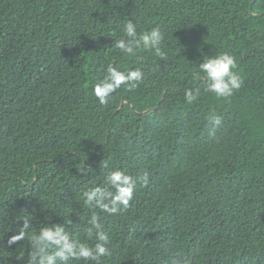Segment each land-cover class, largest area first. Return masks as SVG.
Segmentation results:
<instances>
[{"label":"trees","instance_id":"trees-1","mask_svg":"<svg viewBox=\"0 0 264 264\" xmlns=\"http://www.w3.org/2000/svg\"><path fill=\"white\" fill-rule=\"evenodd\" d=\"M129 19L160 29L165 58L114 47ZM222 52L242 80L226 99L197 67ZM109 63L144 78L102 106L92 88ZM121 168L147 174L129 206H85ZM93 212L102 264H264V0H0V264H27V239L8 247L25 218L83 239Z\"/></svg>","mask_w":264,"mask_h":264},{"label":"clouds","instance_id":"clouds-1","mask_svg":"<svg viewBox=\"0 0 264 264\" xmlns=\"http://www.w3.org/2000/svg\"><path fill=\"white\" fill-rule=\"evenodd\" d=\"M118 26L122 36L115 40L114 47L122 55L136 56L138 51H147L165 58L166 53L161 47L164 35L158 27L140 33L131 19ZM197 67L205 82L203 90L218 99L229 98L241 88V77L235 71L236 60L228 52L203 58ZM143 78L141 67L121 70L109 63L102 78L94 83L92 93L100 105H107L122 86L132 91ZM200 95L201 90L198 88L184 91V99L189 104ZM208 121L215 125L220 123L215 114H210ZM140 182L147 184V174L132 175L122 168L109 170L102 184H95L82 191L80 200L88 208L99 209L100 213L107 216H115L121 208L129 206ZM24 239L29 242L27 264H102V258L110 255V237L104 231L101 216L96 212L86 221L83 239L75 237L71 228L59 222H45L39 228H33L30 218H25L19 231L10 237L8 247ZM177 264L189 262L177 259Z\"/></svg>","mask_w":264,"mask_h":264}]
</instances>
